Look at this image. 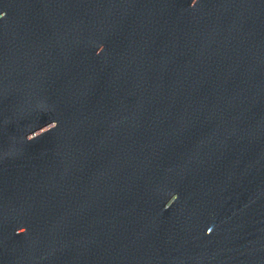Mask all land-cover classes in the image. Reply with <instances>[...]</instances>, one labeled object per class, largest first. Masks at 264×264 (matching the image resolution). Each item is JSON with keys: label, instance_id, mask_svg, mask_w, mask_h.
<instances>
[{"label": "water", "instance_id": "1", "mask_svg": "<svg viewBox=\"0 0 264 264\" xmlns=\"http://www.w3.org/2000/svg\"><path fill=\"white\" fill-rule=\"evenodd\" d=\"M0 264H264V0H0Z\"/></svg>", "mask_w": 264, "mask_h": 264}]
</instances>
